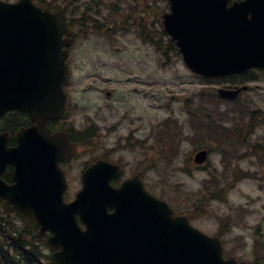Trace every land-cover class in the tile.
<instances>
[{
	"label": "water",
	"instance_id": "water-1",
	"mask_svg": "<svg viewBox=\"0 0 264 264\" xmlns=\"http://www.w3.org/2000/svg\"><path fill=\"white\" fill-rule=\"evenodd\" d=\"M228 1L172 0L173 12L165 15L168 32L198 73L219 76L264 67V0L231 6ZM64 32L62 12L51 14L32 0H0V116L18 108L36 121L17 133L16 147H7V134L0 136V170L16 164L14 184L0 177L5 208L32 225L39 222L41 235L52 231L48 244L56 249L58 264H249L224 259L219 238L192 227L186 216L173 217L170 206L147 193L138 176L113 187L120 167L105 160L86 170L77 198L64 201L66 181L58 163L75 152V144L64 131L50 134L47 125L64 111ZM219 92L233 97L239 90ZM205 158V151L196 155L198 162Z\"/></svg>",
	"mask_w": 264,
	"mask_h": 264
},
{
	"label": "rangeland",
	"instance_id": "rangeland-1",
	"mask_svg": "<svg viewBox=\"0 0 264 264\" xmlns=\"http://www.w3.org/2000/svg\"><path fill=\"white\" fill-rule=\"evenodd\" d=\"M44 1L67 6L75 20L85 8L76 0ZM85 16L70 47L66 124L90 132L82 137L81 156L66 168L71 193L81 187L84 165L106 155L122 164L126 177L139 173L152 194L188 215L195 227L219 233L226 254L264 264V153L248 151L250 145L264 147V75L235 100L222 99L219 84L194 74L182 57L169 51L166 60L136 29L125 31L130 21L123 25L114 15L119 30L108 34ZM242 102L245 110L234 111ZM204 122L212 129L239 130L248 144L228 137L218 141L215 130L200 128ZM200 148L210 150L203 166L192 161Z\"/></svg>",
	"mask_w": 264,
	"mask_h": 264
},
{
	"label": "trees",
	"instance_id": "trees-1",
	"mask_svg": "<svg viewBox=\"0 0 264 264\" xmlns=\"http://www.w3.org/2000/svg\"><path fill=\"white\" fill-rule=\"evenodd\" d=\"M141 14L140 12L135 18H137V24L142 23L143 25L146 18ZM133 15L134 10L129 11L118 18V21L124 25L133 18ZM111 24L114 25L115 21L109 20L103 23V25ZM13 120L14 124L18 123L17 125L20 126L26 123L28 116L24 112H19ZM0 264H55L45 238H40L37 229L24 222L19 214L4 211L1 203Z\"/></svg>",
	"mask_w": 264,
	"mask_h": 264
},
{
	"label": "flooded vegetation",
	"instance_id": "flooded-vegetation-1",
	"mask_svg": "<svg viewBox=\"0 0 264 264\" xmlns=\"http://www.w3.org/2000/svg\"><path fill=\"white\" fill-rule=\"evenodd\" d=\"M60 128V126H59V124L56 122L55 123V128H53V130L55 131V130H57V129H59ZM64 168H67L68 167V163L67 162H64V163H62L61 164Z\"/></svg>",
	"mask_w": 264,
	"mask_h": 264
}]
</instances>
